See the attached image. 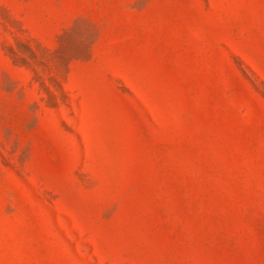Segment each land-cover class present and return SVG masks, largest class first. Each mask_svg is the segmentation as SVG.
Here are the masks:
<instances>
[{
    "label": "rangeland",
    "instance_id": "rangeland-1",
    "mask_svg": "<svg viewBox=\"0 0 264 264\" xmlns=\"http://www.w3.org/2000/svg\"><path fill=\"white\" fill-rule=\"evenodd\" d=\"M0 264H264V0H0Z\"/></svg>",
    "mask_w": 264,
    "mask_h": 264
}]
</instances>
